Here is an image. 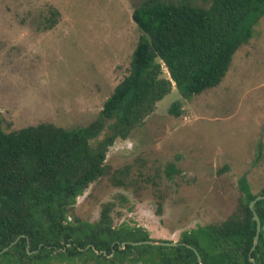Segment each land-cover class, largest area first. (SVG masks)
<instances>
[{
    "label": "rangeland",
    "instance_id": "374dc122",
    "mask_svg": "<svg viewBox=\"0 0 264 264\" xmlns=\"http://www.w3.org/2000/svg\"><path fill=\"white\" fill-rule=\"evenodd\" d=\"M139 1L0 0L4 130L92 123L129 70L142 34L132 19ZM55 11L56 26L46 29ZM176 101L179 116L169 112ZM106 163L111 173L131 166L133 184L118 187L109 176L99 180L78 197L75 216L94 223L112 202L115 226H141L163 242H179L186 231L225 221L241 196L239 178L246 176L252 192L260 193L264 16L218 87L184 99L174 85L143 126L110 147ZM171 164L180 171L173 179L166 174Z\"/></svg>",
    "mask_w": 264,
    "mask_h": 264
},
{
    "label": "trees",
    "instance_id": "16d2710c",
    "mask_svg": "<svg viewBox=\"0 0 264 264\" xmlns=\"http://www.w3.org/2000/svg\"><path fill=\"white\" fill-rule=\"evenodd\" d=\"M57 15L46 29L56 26ZM263 16L264 0H140L132 19L142 34L129 70L92 123L7 132L0 107V252L17 241L0 264H254L251 258L264 264V199L255 204L262 229L253 251L257 223L250 209L264 188L253 193L246 176L238 180L233 213L184 232L178 246L135 244L161 240L128 222L115 226L112 202L94 223L74 214L78 197L99 180L133 184L131 166L111 173L110 147L143 126L173 84L184 99L218 87ZM179 105L169 112L179 116ZM178 173L175 164L166 169L172 179Z\"/></svg>",
    "mask_w": 264,
    "mask_h": 264
},
{
    "label": "water",
    "instance_id": "95a60500",
    "mask_svg": "<svg viewBox=\"0 0 264 264\" xmlns=\"http://www.w3.org/2000/svg\"><path fill=\"white\" fill-rule=\"evenodd\" d=\"M175 85V84H173ZM261 199H264V196H258L255 200H253L251 203H250V209L252 210L253 212V219L256 221L257 223V233H256V236H255V240H254V245L252 247V251L256 248L257 244H258V241H259V235H260V231L262 229V224H261V220H260V217L258 215V213L256 212L255 210V204L257 201L261 200ZM17 241L13 242L10 246L6 247L4 250H2L0 252V255L5 253L6 251H8L10 249L11 246H13L14 244H16ZM151 244V245H159V246H178L179 243L178 242H170V241H166V242H163V241H144V242H138V243H135V244ZM198 254V253H197ZM198 258H199V261H201V258L198 254ZM251 261L256 264L255 260L253 258H251Z\"/></svg>",
    "mask_w": 264,
    "mask_h": 264
}]
</instances>
